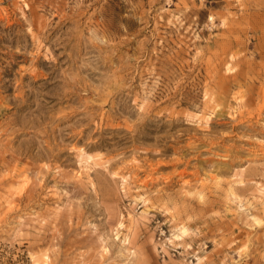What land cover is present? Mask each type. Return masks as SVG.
I'll list each match as a JSON object with an SVG mask.
<instances>
[{"label":"rangeland","instance_id":"rangeland-1","mask_svg":"<svg viewBox=\"0 0 264 264\" xmlns=\"http://www.w3.org/2000/svg\"><path fill=\"white\" fill-rule=\"evenodd\" d=\"M0 264H264V0H0Z\"/></svg>","mask_w":264,"mask_h":264}]
</instances>
